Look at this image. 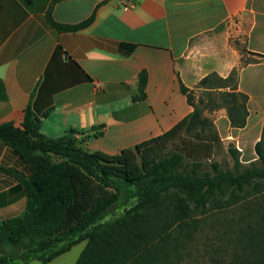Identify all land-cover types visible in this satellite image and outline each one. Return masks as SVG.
Masks as SVG:
<instances>
[{"label": "crops", "instance_id": "0c3cea01", "mask_svg": "<svg viewBox=\"0 0 264 264\" xmlns=\"http://www.w3.org/2000/svg\"><path fill=\"white\" fill-rule=\"evenodd\" d=\"M53 1L0 0V82L6 95L0 124L21 128L32 103L44 136L56 139L73 130L85 150L117 155L164 134L193 111L181 83L195 90L206 76L226 78L239 68L238 91L249 98L246 126L232 127L224 109L214 123L242 164L258 161L264 62L241 67V50L264 55V0H57L56 22L91 19L76 32L48 24ZM24 167L0 142V220L25 209L23 189L4 171Z\"/></svg>", "mask_w": 264, "mask_h": 264}, {"label": "trees", "instance_id": "16d2710c", "mask_svg": "<svg viewBox=\"0 0 264 264\" xmlns=\"http://www.w3.org/2000/svg\"><path fill=\"white\" fill-rule=\"evenodd\" d=\"M56 1L46 15L52 28L76 32L91 22H56L52 17ZM241 52V67L264 62V55L246 49ZM239 71L235 68L226 78L210 74L195 90L181 83V92L193 111L164 134L117 155L85 150L79 132L73 130L56 139L44 136L32 103L25 110L21 128L0 124V142L25 165V173L4 171L19 183L26 198L20 216L0 220V264L35 260L48 264L83 241L86 246L75 264H165L172 231L193 214L206 220L211 218L209 214L230 209L250 196L248 193L264 181L263 138L256 144L261 167L257 162L244 167L239 152L231 147L233 168H222L212 160L221 138L214 120L196 101L208 98L217 104L212 111H227L232 127H245L249 98L238 91ZM145 79L143 74L142 91ZM0 99H6L2 82ZM120 185L132 189L137 203L122 217L101 223L120 202ZM163 207L170 210L173 220L153 226L146 214ZM244 231L245 255L229 263L220 258L216 264H264V232L252 226Z\"/></svg>", "mask_w": 264, "mask_h": 264}, {"label": "rangeland", "instance_id": "374dc122", "mask_svg": "<svg viewBox=\"0 0 264 264\" xmlns=\"http://www.w3.org/2000/svg\"><path fill=\"white\" fill-rule=\"evenodd\" d=\"M196 101L203 112L213 120L216 119L217 113L223 110H215L217 104L212 103L208 98H204L202 103L198 102L199 97ZM213 108H215L214 111H212ZM217 146L212 160L220 164L222 168L232 169L234 161L229 150L231 147L234 148V145L231 141L221 140ZM262 150L264 151V136ZM206 165H209L208 161ZM243 166L249 167L250 165L243 164ZM257 166H262L259 159ZM120 186L122 192L120 202L111 208L105 218L100 221L101 223L122 217L125 211L136 205L137 200L133 197L132 189ZM248 194L250 196L237 202L236 206L230 209H220L219 213L218 211L211 213L209 214L211 218H206V220L200 219L199 214H193L188 222L181 224L174 233L172 231L166 247L168 256L165 264H216V260L225 259L229 263L236 256L237 259H241L239 255H245V246L241 242V237H244L247 232L244 230L252 226L259 230L257 232H264V181H261L260 185ZM146 216L152 220L153 226L155 224L165 226L168 221L170 223L173 220L170 210L165 207L158 211L151 210ZM85 246L86 241L76 244L71 251L61 256L54 264L75 263Z\"/></svg>", "mask_w": 264, "mask_h": 264}]
</instances>
